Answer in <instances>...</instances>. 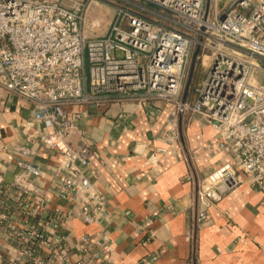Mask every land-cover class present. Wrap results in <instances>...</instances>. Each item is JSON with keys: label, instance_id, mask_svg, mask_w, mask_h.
I'll use <instances>...</instances> for the list:
<instances>
[{"label": "built area", "instance_id": "built-area-1", "mask_svg": "<svg viewBox=\"0 0 264 264\" xmlns=\"http://www.w3.org/2000/svg\"><path fill=\"white\" fill-rule=\"evenodd\" d=\"M98 1L0 0V90L31 107L25 139L0 138V264H121L104 224L115 208L86 173L97 150L82 121L102 106L134 103L154 123L162 103L172 104L159 136L170 144L185 111L218 131L231 159L201 178L199 223L244 182L262 192L264 207V0H146L163 22L120 8L103 34L90 32ZM204 57L191 101L186 84ZM41 147L59 163L39 164ZM151 224L147 216L139 225L143 245L159 236ZM167 251L130 264H161Z\"/></svg>", "mask_w": 264, "mask_h": 264}, {"label": "crops", "instance_id": "crops-1", "mask_svg": "<svg viewBox=\"0 0 264 264\" xmlns=\"http://www.w3.org/2000/svg\"><path fill=\"white\" fill-rule=\"evenodd\" d=\"M187 95L194 100L195 88L189 87ZM173 108L162 103L154 123L134 103L99 107L82 121L97 150L86 173L115 208L111 224H104L116 239V260L134 263L164 245L168 251L161 264H179L191 256L195 264H264L263 194L250 183L210 207L208 223L196 220L201 178L231 155L217 145L218 131L191 111L179 114V134L172 144L159 138L171 127ZM123 111V118L117 117ZM30 115L27 103L0 90V138L24 140L21 128ZM60 160L41 147L39 164L55 166ZM147 216L159 236L143 245L137 231ZM77 226L83 228L79 222Z\"/></svg>", "mask_w": 264, "mask_h": 264}, {"label": "rangeland", "instance_id": "rangeland-1", "mask_svg": "<svg viewBox=\"0 0 264 264\" xmlns=\"http://www.w3.org/2000/svg\"><path fill=\"white\" fill-rule=\"evenodd\" d=\"M98 3L99 5H94L95 8L92 9V16L95 19H99L100 24L90 29L91 33H106L107 30L110 29L111 23L116 19L120 8H126L134 12L140 13L141 15L147 16L151 19H154L156 21L163 22V20L160 18V15L147 11L148 8L161 13V8L146 0H99ZM137 4H140L142 7L138 6ZM197 61L198 62L196 66H198L199 70H201V76L195 78L199 81L203 78V73H205L208 69L210 58L204 57ZM192 79L193 76L191 80Z\"/></svg>", "mask_w": 264, "mask_h": 264}, {"label": "trees", "instance_id": "trees-1", "mask_svg": "<svg viewBox=\"0 0 264 264\" xmlns=\"http://www.w3.org/2000/svg\"><path fill=\"white\" fill-rule=\"evenodd\" d=\"M200 67V66H199ZM205 73H203L204 75ZM200 77L201 76V70H199L198 66L195 67V71H194V74H193V79L191 81V89H194L195 88V85H198L200 83L201 80H197L195 77Z\"/></svg>", "mask_w": 264, "mask_h": 264}, {"label": "water", "instance_id": "water-1", "mask_svg": "<svg viewBox=\"0 0 264 264\" xmlns=\"http://www.w3.org/2000/svg\"><path fill=\"white\" fill-rule=\"evenodd\" d=\"M198 53H199V48H197V49L195 50L194 55H193L192 71H193L194 62L196 61V58H197ZM191 78H192V73L190 74V77H189V79H188V81H187L186 88H185V94H187L188 89H189V87H190Z\"/></svg>", "mask_w": 264, "mask_h": 264}]
</instances>
